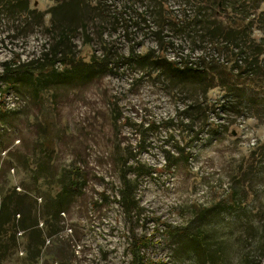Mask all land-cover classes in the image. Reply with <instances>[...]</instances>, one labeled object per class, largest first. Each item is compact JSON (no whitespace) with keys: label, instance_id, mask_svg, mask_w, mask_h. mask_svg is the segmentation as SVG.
Returning a JSON list of instances; mask_svg holds the SVG:
<instances>
[{"label":"rangeland","instance_id":"1","mask_svg":"<svg viewBox=\"0 0 264 264\" xmlns=\"http://www.w3.org/2000/svg\"><path fill=\"white\" fill-rule=\"evenodd\" d=\"M224 1L0 0V264H264V0Z\"/></svg>","mask_w":264,"mask_h":264},{"label":"trees","instance_id":"2","mask_svg":"<svg viewBox=\"0 0 264 264\" xmlns=\"http://www.w3.org/2000/svg\"><path fill=\"white\" fill-rule=\"evenodd\" d=\"M236 3L239 5L240 8H245L247 5H252L253 3H258L257 10L261 8L262 0H236ZM228 4H226V0L222 2V7H227ZM233 7L236 5L233 4ZM237 12V11H236ZM240 12H243L240 10ZM238 12L239 14H241ZM203 15L201 12H194V17L192 19H189V23L184 24L185 28L193 29L192 32L195 33V30L198 32H201L202 36H199L201 38L202 42L210 43L212 48L216 46L217 49H221L222 52L230 51L231 49L240 48V40L243 38L238 37L236 33H244L246 30V26H239L238 29L232 28L229 26V28H224L221 24H219L213 17H209V15H204V17L201 19ZM258 22L261 25H264V11H261L258 15ZM223 29H222V28ZM183 30V29H179ZM184 31V30H183ZM76 30H62L59 34V44H66L68 43V40H70L73 35L75 34ZM242 52V47L240 48ZM60 51H58L54 56H57ZM232 57L239 56L237 59V62H240L242 59L240 58L241 53H238L234 55V53H231ZM243 54V52H242ZM67 57V56H66ZM148 57L147 55L142 56V58ZM71 59V58H69ZM259 56H256L250 63L246 62V67L248 75L246 76H254L257 74L259 65H258ZM159 61V60H158ZM255 61V62H254ZM61 62V61H60ZM157 62V61H155ZM229 62V61H226ZM233 62V59L230 61ZM55 61L50 62V66L54 68ZM186 64V63H185ZM99 65L102 68H108L109 64L106 61H102L99 63ZM169 65L172 66L173 70H179L175 65H177L174 61H169ZM213 64L211 61H203V63H200L198 67L189 66V64H186L183 71H190L192 73H200L203 76L209 75L210 72H212ZM21 68V67H20ZM242 73H244V69L242 66L239 67ZM255 68V69H254ZM23 70V69H21ZM28 69L23 70L22 72H27ZM259 72V71H258ZM37 78L42 82L41 84H44L43 78L40 79V76L37 75ZM170 166H173V161L169 160ZM68 182L67 185L64 188V191L66 193L70 194H80L81 193V186L82 182H84V176L81 173L80 168H75L72 170H69L68 174ZM121 199L118 201L119 203H124L125 211L128 212V214L132 213L133 205L135 201V191L131 188L130 184L126 181H124V189L121 191L120 194ZM134 258H137L138 251L137 248L134 247ZM142 260V259H141ZM141 264V263H140Z\"/></svg>","mask_w":264,"mask_h":264}]
</instances>
